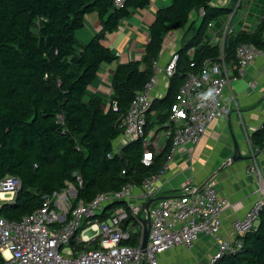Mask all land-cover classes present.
<instances>
[{
    "label": "trees",
    "instance_id": "obj_1",
    "mask_svg": "<svg viewBox=\"0 0 264 264\" xmlns=\"http://www.w3.org/2000/svg\"><path fill=\"white\" fill-rule=\"evenodd\" d=\"M263 2L228 0L227 5H214L212 0H168L156 9L147 27L140 57L117 63L110 72L109 93L104 97L88 91L100 64L116 59L102 40L131 10L146 7L149 0L119 4L114 0H0V178L11 175L20 180L13 201L0 205V215L19 220L40 206L46 195L61 193L68 185L74 190L71 203L89 201L99 192L115 191L126 183L138 185L156 173L165 160L168 138L147 166L140 162L141 139L117 151L112 144L121 132L119 117L152 75L151 63L162 51L164 36L184 29L165 90L152 98L146 112L144 135L166 129L163 124L178 88L201 69L205 59L222 56L235 65L236 45L250 43L264 49ZM242 6L248 18L253 16L254 25L230 29L220 49L223 24ZM89 13L96 14L99 29L80 42L75 32ZM207 29L210 34L205 36ZM211 34L216 41L210 40ZM249 138L254 147L261 146L264 120ZM122 204L112 202L95 217L103 218L106 210ZM236 238L240 247L215 264H264V210L256 225Z\"/></svg>",
    "mask_w": 264,
    "mask_h": 264
},
{
    "label": "built area",
    "instance_id": "obj_2",
    "mask_svg": "<svg viewBox=\"0 0 264 264\" xmlns=\"http://www.w3.org/2000/svg\"><path fill=\"white\" fill-rule=\"evenodd\" d=\"M120 1L114 0V3L119 4ZM215 38L214 34L210 35L211 41H216ZM159 56L151 63L149 80L134 93L119 117L121 132L113 142L112 150L117 151L123 144L141 139L140 162L147 166L153 152L159 150L168 138V151L161 167L138 185L126 183L118 190L99 192L89 201H69L63 207L62 204L70 198L53 192L44 197L40 206L19 220H9L0 215V264H158L159 254L175 245L190 248L200 234L213 238L216 245L204 264H215L223 254L240 247L241 242L236 236L252 229L259 212L264 210V177L255 162L246 167V172L255 175L254 198L243 217L229 223L235 233L232 241L218 238L223 200L210 182L197 186L189 177L181 182L176 194L162 195L168 186L164 175L169 161L180 149L194 145L210 123L226 114L227 110L221 103L225 87L256 57L264 58V49H257L250 43L236 45L235 65L224 61L222 56L216 60L205 59L201 69L189 74L178 88L163 124L166 129L150 132L148 136L144 135V124L154 98L153 90L159 83L160 74L166 85L177 58L175 50H171L160 64ZM160 132H163V143L156 144ZM76 179L80 183L79 177ZM19 187L17 177H1L0 205L12 202ZM115 201L123 204L106 210L103 218L95 217ZM145 213L148 217L147 240L141 252L139 244ZM83 217L87 220L79 228ZM87 228L94 232L93 237L82 235ZM93 241L96 242L95 247L84 248ZM77 246L82 248L73 254Z\"/></svg>",
    "mask_w": 264,
    "mask_h": 264
},
{
    "label": "crops",
    "instance_id": "obj_3",
    "mask_svg": "<svg viewBox=\"0 0 264 264\" xmlns=\"http://www.w3.org/2000/svg\"><path fill=\"white\" fill-rule=\"evenodd\" d=\"M167 1L149 0L146 7L131 10L116 29L104 37L102 44L114 52L116 59L110 63L100 64L96 77L89 86V92L107 96L110 72L117 63L140 57L147 40V27L156 9L163 7ZM212 3L227 5L228 0H212ZM243 8L244 6L237 9L233 16H238L231 21L233 31L253 26L252 23H247L248 18L242 15L245 12ZM98 29L99 21L96 14L89 13L84 18L83 26L76 30L75 34L80 42H85ZM182 31L184 29L168 31L164 36L159 56L160 64L171 50L177 48L182 36H179V33H183ZM169 36L172 38L166 39ZM163 82L160 74L159 83L153 90V97H160L163 94L165 90ZM221 103L227 110L226 114L210 123L194 145L180 149L169 161L164 175L168 186L162 195L176 194L181 182L189 177L197 186L206 181L210 182L223 200L218 238L232 241L235 233L231 231L229 223L242 218L254 198L255 175L246 172V167L255 162L260 175L264 177V141L257 148L247 142L250 141L251 133L264 120V58L256 57L242 69L235 80L229 82L224 89ZM233 141L238 144L243 157L229 161L233 153ZM93 242L95 247L96 242ZM90 246L92 245L89 244L85 248H92ZM215 246L213 238L200 234L190 248L175 245L159 254L158 264H204L214 252ZM79 249H75L73 254Z\"/></svg>",
    "mask_w": 264,
    "mask_h": 264
},
{
    "label": "rangeland",
    "instance_id": "obj_4",
    "mask_svg": "<svg viewBox=\"0 0 264 264\" xmlns=\"http://www.w3.org/2000/svg\"><path fill=\"white\" fill-rule=\"evenodd\" d=\"M246 8L244 7L243 8V10H245ZM235 10V8L233 9V11ZM242 13V12H241ZM242 15L243 16H245L246 18H248L244 13H242ZM237 17L238 16H236V17H233L232 19H231V15L229 16V19H227V21L223 24V27H222V31H221V34L220 35H222V36H220V39L218 40V43H219V46H220V49L222 48V43H223V38H224V36H225V34H226V32H228L230 29H233V26H231V24H233V23H231V21L233 22V20H234V18L235 19H237ZM197 22L198 21H195V23L193 24V29L197 26ZM247 23H249V24H253L254 25V23H255V20H253V16L252 17H249L248 19H247ZM235 27V26H234ZM183 32V31H182ZM224 33V34H223ZM183 33H179V36H181ZM208 34H210V32H209V29H207V31L205 32V36H207ZM163 134V132H160L159 134H158V137H157V139L155 140L156 142V144H160V143H163V140L161 139V135ZM148 136H150V135H148ZM71 190H73V188L71 187V186H69L68 185V187H67V189L66 190H63V191H61V193H60V195L61 196H65V198H70V200H71V198H73V194H72V191ZM56 199V198H55ZM57 200V199H56ZM70 200H68V201H65L63 204H62V206L64 207L65 206V204L67 203V202H69ZM58 201V200H57ZM59 203V202H58ZM69 203H71V201L69 202ZM56 206H58V204H56ZM87 220V218H85V217H83L82 219H81V223H80V225H79V228H81V227H83L84 225H85V221ZM82 235H85V236H88V237H93L94 236V232H92V230L91 229H89V228H87V229H84L83 231H82ZM92 243H94V242H90L89 244H91L92 245ZM88 244V245H89ZM87 246V245H86Z\"/></svg>",
    "mask_w": 264,
    "mask_h": 264
},
{
    "label": "water",
    "instance_id": "obj_5",
    "mask_svg": "<svg viewBox=\"0 0 264 264\" xmlns=\"http://www.w3.org/2000/svg\"><path fill=\"white\" fill-rule=\"evenodd\" d=\"M233 153L232 155L229 157V161H234L236 159H240L242 158L243 156L241 155L240 153V148L238 146V144L233 141ZM72 191V194H74V190H71ZM151 200L147 201L145 204H144V209L147 208L148 204L150 203ZM148 221V217H147V213H145V216L142 220V225H143V229H142V236H141V241H140V244H139V249L141 252H143L144 250V247H145V244H146V240H147V228H146V223Z\"/></svg>",
    "mask_w": 264,
    "mask_h": 264
}]
</instances>
